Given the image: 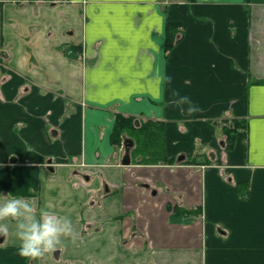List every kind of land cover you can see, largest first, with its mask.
<instances>
[{"label":"crops","instance_id":"1","mask_svg":"<svg viewBox=\"0 0 264 264\" xmlns=\"http://www.w3.org/2000/svg\"><path fill=\"white\" fill-rule=\"evenodd\" d=\"M170 25L184 29L172 43ZM118 116L161 132L138 152L124 134L129 166L112 144ZM9 194L71 220L75 240L62 237L71 256L26 260L3 221L0 264H93L100 214L142 264H264V0H0Z\"/></svg>","mask_w":264,"mask_h":264},{"label":"clouds","instance_id":"2","mask_svg":"<svg viewBox=\"0 0 264 264\" xmlns=\"http://www.w3.org/2000/svg\"><path fill=\"white\" fill-rule=\"evenodd\" d=\"M176 103L187 104L188 115L198 111L188 97H182ZM0 197L3 198V203H0V236L9 234L8 224L2 222L15 221L14 235L20 242L17 254L21 258L36 260L54 251L61 245L62 237L75 240L72 222L68 218L44 208L39 210L37 218V208L28 199L12 197L11 194Z\"/></svg>","mask_w":264,"mask_h":264},{"label":"rangeland","instance_id":"3","mask_svg":"<svg viewBox=\"0 0 264 264\" xmlns=\"http://www.w3.org/2000/svg\"><path fill=\"white\" fill-rule=\"evenodd\" d=\"M9 1H13L19 5V4H28L31 3L32 1H37V0H9ZM43 1H47V0H43ZM169 27L171 28V33L173 34L179 33V30L181 32L184 30L182 27H180L179 29V26L177 25H170ZM78 60L81 61L83 64H85V62L87 61L86 54L83 50L81 51L80 58L78 57ZM148 143L149 141L146 140L145 144L147 145ZM163 152H166L165 149L163 150ZM100 218H101V214L99 215V219ZM99 219L97 220L98 223L92 225V227L89 230L90 234H94V233L95 234L92 237L90 236L85 237L86 239L94 240V243L92 244L93 247L92 251L95 252L93 254H95L97 257L95 259V263L93 264H142L138 262V260L141 258L138 253L125 248L124 245L125 239L121 241H117L115 239L116 235H114V233L116 229L120 228V224L116 221H109L108 223L100 222ZM88 228L89 227H86V230L84 231V227L82 228L81 226V230L83 232H86ZM83 242L82 245L85 246ZM73 246H74V242H63V241L61 245H59V247H61L62 249H65L67 247L70 248L69 250H67L66 257L69 255L71 256L73 254L72 253ZM86 258L87 257H85L83 260L86 261Z\"/></svg>","mask_w":264,"mask_h":264},{"label":"trees","instance_id":"4","mask_svg":"<svg viewBox=\"0 0 264 264\" xmlns=\"http://www.w3.org/2000/svg\"><path fill=\"white\" fill-rule=\"evenodd\" d=\"M170 28V27H169ZM175 38V34L171 33V28L169 29L168 39L169 43L173 42ZM152 125V124H151ZM244 128V124L240 122H234L231 126L224 128V134L227 136V145L230 148H233L234 143L236 141V135L239 130ZM127 133L129 137L136 139L137 141V152L141 149L142 143L144 146L148 147L152 143L161 142L162 138L160 130L154 126H148V124H144L139 128H136L133 118H125L123 116H118L116 118V125L112 134V144L116 147L121 146L123 143L124 134ZM142 133H145L143 137ZM144 139V141H143ZM148 140L149 143L146 145L145 141ZM143 146V148H144ZM176 216L179 214L177 210H175Z\"/></svg>","mask_w":264,"mask_h":264},{"label":"water","instance_id":"5","mask_svg":"<svg viewBox=\"0 0 264 264\" xmlns=\"http://www.w3.org/2000/svg\"><path fill=\"white\" fill-rule=\"evenodd\" d=\"M124 146L126 148L127 154L122 161V165L129 166V165H131V156L129 154V150H130V147L132 146V141L126 140L124 142ZM0 241H1V239H0Z\"/></svg>","mask_w":264,"mask_h":264},{"label":"flooded vegetation","instance_id":"6","mask_svg":"<svg viewBox=\"0 0 264 264\" xmlns=\"http://www.w3.org/2000/svg\"><path fill=\"white\" fill-rule=\"evenodd\" d=\"M124 147V144L122 143V145H121V149H124L123 148ZM76 176V175H75ZM77 177V176H76ZM79 178V177H78ZM87 178H89V177H87ZM79 179H82V177H80ZM82 182V181H81ZM81 184H83V183H81ZM6 238H7V236L6 237H4V236H0V239H1V241H0V244H2L5 240H6Z\"/></svg>","mask_w":264,"mask_h":264}]
</instances>
